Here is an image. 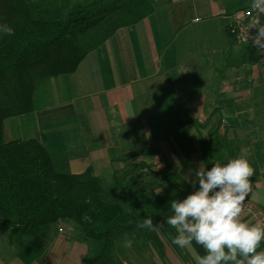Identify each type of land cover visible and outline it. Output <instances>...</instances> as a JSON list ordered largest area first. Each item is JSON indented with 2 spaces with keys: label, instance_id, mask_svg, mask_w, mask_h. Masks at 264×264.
Masks as SVG:
<instances>
[{
  "label": "crops",
  "instance_id": "1",
  "mask_svg": "<svg viewBox=\"0 0 264 264\" xmlns=\"http://www.w3.org/2000/svg\"><path fill=\"white\" fill-rule=\"evenodd\" d=\"M242 2L152 0L150 17L120 29L74 74L48 81L37 96L46 103L11 119L8 138L66 153L77 175L92 169L111 178L146 163L191 186L201 166L244 152L255 170L246 203L264 210V66L228 32ZM61 228L46 247L0 230V264H82L88 247L78 228ZM176 234L159 229L163 248L152 264H197L205 254L194 242L183 250L172 244ZM129 264L142 262L133 256Z\"/></svg>",
  "mask_w": 264,
  "mask_h": 264
},
{
  "label": "trees",
  "instance_id": "2",
  "mask_svg": "<svg viewBox=\"0 0 264 264\" xmlns=\"http://www.w3.org/2000/svg\"><path fill=\"white\" fill-rule=\"evenodd\" d=\"M154 12L152 0H0V24L15 32H0V230L46 247L62 223H73L88 247L82 264H129L130 250L153 263L162 227L138 229L136 222L152 216L160 224L172 215L171 201L194 191L184 177L146 163L128 164L110 179L92 169L77 175L66 153L7 132L11 119L36 110L48 81L74 74L120 29ZM165 190L173 193L158 201ZM125 234L131 248L123 246Z\"/></svg>",
  "mask_w": 264,
  "mask_h": 264
},
{
  "label": "clouds",
  "instance_id": "3",
  "mask_svg": "<svg viewBox=\"0 0 264 264\" xmlns=\"http://www.w3.org/2000/svg\"><path fill=\"white\" fill-rule=\"evenodd\" d=\"M250 9L253 15L249 29H258V34L250 38L247 33V43L251 39L257 52L264 54V0H250ZM0 32L15 34L8 24H0ZM254 175L244 152L226 163L217 161L210 169L201 166L190 181L195 190L183 200L171 201L172 215L160 224L147 216L135 226L150 231L165 223L171 226L177 233L172 244L183 250L194 242L204 249L197 264H264V224L241 219L246 199L253 192L250 178ZM82 219L91 222L86 213ZM132 244L133 239L125 234L123 246L131 248Z\"/></svg>",
  "mask_w": 264,
  "mask_h": 264
},
{
  "label": "built area",
  "instance_id": "4",
  "mask_svg": "<svg viewBox=\"0 0 264 264\" xmlns=\"http://www.w3.org/2000/svg\"><path fill=\"white\" fill-rule=\"evenodd\" d=\"M242 1V7L232 15V20L228 25V32L238 46L253 47L251 39H249V42L247 43V33L250 38L254 37L258 34V29H249L251 25V17L253 15L250 9V0ZM261 19L262 22H264V17ZM259 55L261 64L264 66V54L259 53ZM243 213L255 216L259 223L264 224V210L258 208L253 203H245Z\"/></svg>",
  "mask_w": 264,
  "mask_h": 264
},
{
  "label": "rangeland",
  "instance_id": "5",
  "mask_svg": "<svg viewBox=\"0 0 264 264\" xmlns=\"http://www.w3.org/2000/svg\"><path fill=\"white\" fill-rule=\"evenodd\" d=\"M235 13V12H234ZM43 91V90H42ZM41 91V92H42ZM41 92H40V96H41ZM44 103H46L45 102V100L43 101V100H39V101H37V105H43ZM9 139V138H8ZM106 178H108V177H106ZM110 179V178H109ZM173 193V190H165V191H163V192H161L160 194H159V197H158V201H161V200H164V199H166V198H168L171 194ZM254 204V203H253ZM255 206H257L256 204H254ZM258 208H260L259 206H257ZM262 209V208H261ZM251 216H253V215H251ZM255 217V216H254ZM62 225V224H61ZM61 225H60V229H59V234L61 233H64V229L63 228H61ZM163 227H167V226H163ZM155 251V250H154ZM130 256H131V258H133V256H135L136 258H138L134 253H133V251H131L130 250ZM139 259V258H138Z\"/></svg>",
  "mask_w": 264,
  "mask_h": 264
}]
</instances>
